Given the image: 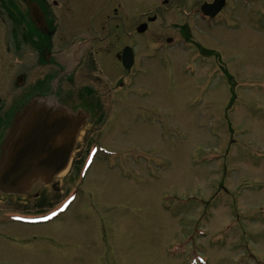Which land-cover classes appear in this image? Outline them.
<instances>
[{"label": "rangeland", "instance_id": "rangeland-1", "mask_svg": "<svg viewBox=\"0 0 264 264\" xmlns=\"http://www.w3.org/2000/svg\"><path fill=\"white\" fill-rule=\"evenodd\" d=\"M138 2L159 4L149 13L158 17L149 33L162 37L178 33L171 26L184 21L171 6L195 3L138 0L119 9L117 18L114 6L98 17L94 27L103 39L94 75L100 83H85L100 95V113L79 133L56 192L48 186L40 197L19 202L13 196L0 210L22 211L9 210L11 219L35 216L68 189L80 192L46 225L0 227V264H264V16L255 17L264 0H230L217 24L192 27L193 39L227 65L225 74L211 67L212 56L195 68H179L174 54L184 53L176 47L171 65L159 66L154 53L144 68L127 73L107 52L115 38H106V26L110 18L121 34L127 21L119 17L135 16ZM80 12L86 19L94 14L89 6ZM69 23L56 35L60 47ZM8 28L0 25V48L10 43L4 39ZM123 38L117 39L121 45ZM1 56L0 97L7 99L17 68L11 53ZM42 70L32 68L28 79ZM95 134L110 154L91 156L78 185Z\"/></svg>", "mask_w": 264, "mask_h": 264}, {"label": "flooded vegetation", "instance_id": "flooded-vegetation-1", "mask_svg": "<svg viewBox=\"0 0 264 264\" xmlns=\"http://www.w3.org/2000/svg\"><path fill=\"white\" fill-rule=\"evenodd\" d=\"M137 1L0 0V25L9 24L6 33L7 37L4 39L10 42L7 47L2 46L0 48V56L6 54V52L14 56L17 68L15 71L17 74L14 76V79L16 85L19 83L17 87L14 86V93L11 97L7 99L2 96L0 97V157L3 154V140L15 115L32 99L31 95L34 93L39 94L40 92L43 95H51L52 100L50 99V102L54 103L52 106L60 105L70 114L81 118L83 123L79 128L77 137L81 130H86L87 120L93 118L94 114H99L101 111L100 95L95 92L94 96L89 87L90 84L85 83L86 80L93 84L95 82L100 83L99 77L97 78L94 74L96 72L95 68H101L99 53L101 52L103 38L101 31L96 30L94 26L100 21L97 20L98 17L111 6H114L112 9L116 11L115 16L112 18H117L119 9L123 12L129 3H136ZM183 1L185 3L186 0ZM194 1L195 3L187 9L184 4H173L171 6L174 15L182 16L184 21L172 24L171 27L176 29L178 33L165 37L149 33L150 24L156 18L158 19L155 15L149 16L150 12L158 9L159 4L157 2L153 5L138 2L137 7L140 11L134 14L135 16L133 14L132 16L123 14V17H119L120 21H127V26H123L125 28L122 29L121 34L116 30L119 24H115L112 27L111 19L109 18L106 26L109 31L105 36L106 38L110 37V39L115 38L116 42L112 40L113 42L108 43L110 45L107 44V52H112V55L114 54V58L118 61L121 68H125L122 64L123 51L131 52L132 65L130 68H144L146 66L145 63L154 59V53L159 54V58H161L159 66L161 67L171 65V57L176 55L178 58H181L179 68H182L186 63L192 64V58H195L197 53H206L212 56V59L216 62V66L222 68L225 74V68H228L227 65L221 60L214 49H204L197 40L193 39L192 27L195 24L203 27H206V25L212 27L214 24H217L219 17L223 16L229 7L230 0H225V6L212 19L202 14V8L205 5L211 4L214 0H202L199 3L198 0ZM86 5L89 6L90 10H94V14L88 17L89 19H86L85 16L79 17L81 15L80 11L85 10ZM59 11L60 14H57ZM256 14V18L258 19L261 14L259 11ZM104 19H106V15ZM247 19L245 18V22H252L250 19ZM66 22L70 23L64 34L63 41L65 43L60 47L56 35H58V30L62 25L65 27ZM191 23L194 24L192 25ZM76 28L81 31L78 32ZM123 34L125 43L121 45L117 39L119 40ZM13 44L14 47H12ZM175 47L179 48L184 53V56H181L180 53L171 54L170 52ZM32 68H42L43 70L41 75H35L32 80L26 82L25 79L29 78V71ZM129 72L127 71V73ZM74 77L77 79L74 80ZM22 78L24 79V83L19 82ZM82 81L84 84H82ZM1 83L5 84L6 82L1 81ZM119 84V86H122L123 83L119 81ZM5 85L4 89H9L8 83ZM76 86L79 89H73ZM82 136L84 137L83 134ZM88 141L89 145L86 152L92 146V141L90 139ZM78 146L79 143L76 142L74 149H77ZM38 187L41 190L39 191L36 188L35 191L37 192L35 194L31 191V187L28 188V193L27 191L24 193L26 194L24 195L25 198H27V194L32 196L28 199L40 197L45 190H48H43L42 186ZM42 190L43 192H41ZM8 196L11 197V195ZM4 197L5 195L0 193V208L8 202L7 198ZM17 197L19 198L20 196ZM17 201L20 202V199ZM1 210L0 227L7 226V224L24 225L27 227L34 226L9 220L7 217L9 210H14L13 212L20 210L12 208ZM19 252L23 254L27 253L22 250Z\"/></svg>", "mask_w": 264, "mask_h": 264}, {"label": "water", "instance_id": "water-1", "mask_svg": "<svg viewBox=\"0 0 264 264\" xmlns=\"http://www.w3.org/2000/svg\"><path fill=\"white\" fill-rule=\"evenodd\" d=\"M222 3L216 0L213 13ZM123 64L125 67L131 64L126 54ZM80 120L61 106L48 108L38 98L29 100L15 115L8 130L10 134H6L3 140L5 167L0 171V191L19 193L22 190L24 194L23 189L25 186L29 188L30 178L41 176L50 181L65 171L83 123Z\"/></svg>", "mask_w": 264, "mask_h": 264}, {"label": "bare ground", "instance_id": "bare-ground-1", "mask_svg": "<svg viewBox=\"0 0 264 264\" xmlns=\"http://www.w3.org/2000/svg\"><path fill=\"white\" fill-rule=\"evenodd\" d=\"M30 79H25V81L26 82H28ZM19 82L20 83H24V79L22 78V79H20L19 80ZM17 85H19V83L17 84ZM17 85H16V87H17ZM32 96V98H34V99H36V98H38V99H40L44 104H45V106H47L48 108H51V105H53L54 103H52V101L50 102V99L52 100V96L51 95H43V94H41L40 92H39V94H37V93H34V94H32L31 95ZM57 106H60V105H57ZM60 108V107H59ZM63 108V107H62ZM82 118H84V117H82ZM84 120V119H83ZM80 123H81V120H80ZM7 134L9 135L10 133L9 132H7ZM79 136V135H78ZM77 135H76V138H75V141H74V145H75V143L77 142ZM74 148L72 149V153L74 152ZM41 153H43L42 151H40ZM72 158V157H71ZM5 159L4 158H2V156L0 157V171H2L3 169H4V165H5V161H4ZM62 173V172H61ZM61 173H58L57 174V176L55 177H53L50 181H47L44 177H41V176H39V177H37V178H30L29 180H28V182H30L31 184H33V188H38L39 189V187L38 186H42V188H43V190L44 189H47L48 188V186H50L51 188H52V190L53 191H57L58 189H57V185H58V183H59V180H56L57 178H59V176L61 175ZM59 175V176H58ZM41 180V181H40ZM40 181V182H39ZM31 184H29V185H31ZM29 188H30V186H29ZM24 193L28 190V186H25L24 187ZM41 189H39V191H40ZM42 190V191H43ZM41 191V192H42ZM37 191H34V194L36 193ZM0 193H2V194H4L5 195V197L4 198H7V199H12L13 198V195L14 196H16V200H18V199H20V201H22V200H28V198H31L32 196H30L29 194H27V198H25V196L24 195H26V194H22L23 192H22V190H20V192L19 193H17V192H15V193H7V192H4V191H0ZM27 193H28V191H27ZM56 194V193H55ZM8 195H11V197L10 196H8ZM17 196H20L19 198L17 197ZM33 196H35V195H33ZM76 199H77V197H76ZM73 204V203H72ZM72 204H70V205H72ZM66 211H67V209H66ZM65 211V212H66ZM7 225H9V224H7Z\"/></svg>", "mask_w": 264, "mask_h": 264}]
</instances>
